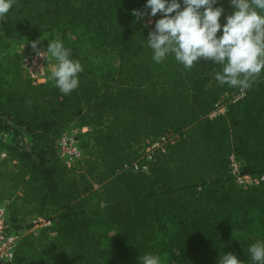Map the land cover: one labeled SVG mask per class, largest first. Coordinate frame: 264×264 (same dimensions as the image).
<instances>
[{
    "label": "trees",
    "instance_id": "1",
    "mask_svg": "<svg viewBox=\"0 0 264 264\" xmlns=\"http://www.w3.org/2000/svg\"><path fill=\"white\" fill-rule=\"evenodd\" d=\"M146 4L13 0L0 17L2 49L14 39H36L54 30L65 39L68 27L87 33L86 45L63 44L83 69L69 94L49 73L44 83H30L17 53L1 56L6 79L0 88V133L9 134L12 143L0 140L5 154L0 202H6L17 227L18 219L31 215L51 221L37 234L22 235L9 264H142L146 255L158 257L160 264H221L227 228L264 235V179L239 187L227 170L233 151L243 172H264V70L222 115L207 117L221 95L239 88L221 85L216 74L223 66L211 61L200 59L186 69L168 54L155 62L147 38L163 14L144 25L133 10L144 13ZM213 7L224 9L219 37L235 8L230 0H217ZM110 53L117 57L116 67L96 64ZM69 123L86 128L89 145L80 166L67 167L55 153V141ZM21 133L29 142L18 139ZM163 133L175 140L146 171L122 166L137 158L144 140ZM49 209L53 214L47 216ZM95 216L118 228L116 244H103L92 231ZM166 224L173 229L157 238ZM203 247L208 255L192 261ZM233 253L243 264H258L242 243Z\"/></svg>",
    "mask_w": 264,
    "mask_h": 264
},
{
    "label": "clouds",
    "instance_id": "2",
    "mask_svg": "<svg viewBox=\"0 0 264 264\" xmlns=\"http://www.w3.org/2000/svg\"><path fill=\"white\" fill-rule=\"evenodd\" d=\"M216 3L217 0H183L181 9L179 0H147L145 9L150 8V13L133 10V15L140 20L145 15L163 14L147 38L155 62L163 61L168 54H174L186 69H191L200 59L214 62L223 66L216 80L221 85L239 88L243 95L264 70V15L260 14L264 11V0H230L235 11L227 17L219 37L224 9L214 8ZM12 4L13 0H0V17L9 12ZM39 43V40L31 42L37 55L47 59L50 54L57 61L49 78L63 94L71 93L78 87L81 64L69 58L70 49H65L61 42H49L46 51L37 49ZM249 252L253 261L264 262V244L251 245ZM142 264H160V260L146 255ZM221 264L243 262L228 253Z\"/></svg>",
    "mask_w": 264,
    "mask_h": 264
},
{
    "label": "built area",
    "instance_id": "3",
    "mask_svg": "<svg viewBox=\"0 0 264 264\" xmlns=\"http://www.w3.org/2000/svg\"><path fill=\"white\" fill-rule=\"evenodd\" d=\"M40 50V49H38ZM42 51V50H40ZM19 65L22 76L32 84H41L46 81L47 59L37 55V50L30 49L19 55ZM242 97L240 89L236 92L225 93L212 105L207 112V117H215L225 112L226 105L234 102ZM85 127L70 128L60 133L55 141V153L58 159L67 167L73 166L82 157L81 148L76 140L77 129L80 131ZM26 142L29 138L26 136ZM175 136L169 133H163L156 137L143 141L137 150V158L124 163L122 166L131 171H146L147 163L153 159L156 154L165 153L167 146L173 143ZM4 152L0 153V157H4ZM227 170L229 176L239 187H247L258 184L264 179V172L259 176L250 175L243 172L242 162L233 152L227 155ZM36 220H40L36 217ZM43 225L49 224V221H41ZM24 234V230L16 226L8 216L6 202H0V264H9L14 256L15 248Z\"/></svg>",
    "mask_w": 264,
    "mask_h": 264
},
{
    "label": "rangeland",
    "instance_id": "4",
    "mask_svg": "<svg viewBox=\"0 0 264 264\" xmlns=\"http://www.w3.org/2000/svg\"><path fill=\"white\" fill-rule=\"evenodd\" d=\"M150 9L147 10L148 13H150ZM154 20V17L150 15H145L143 19H141L142 23L146 26H149L151 22ZM39 40L40 43L37 44V49H40L42 51H46L49 42L53 41H59L65 45L71 46L73 42L75 43H80L81 45H86L87 44V33L83 30H81L79 27H68L66 30V35L65 39H62L60 37V31L59 30H54L49 34H44L42 37L36 38V39H26V38H21V39H14L11 41L10 46L7 49H2L0 48V88H3L6 79V75L3 73V70L1 68V56L5 52H14L17 53L18 55H21L23 52L33 49L31 42ZM57 63L53 58H51L50 54L47 57V72L51 74V68L52 66ZM117 57L113 54H107L104 57H99L96 59V64L107 69H111L117 66ZM80 128L78 125L74 123H69L66 125V127L63 129L68 130L70 128ZM85 130H79L77 129L76 132V140L81 148L82 151V158L85 157V150L88 147L89 143L86 139L85 136ZM11 136L9 134L5 133H0V140L7 143L11 144ZM18 139L21 142H26V136L25 134H20ZM1 153V149H0ZM82 158L79 159L76 164L80 166L82 164ZM77 166V167H78ZM92 204L96 203L95 200L90 202ZM98 209V208H97ZM47 216H50L53 214V210L49 209L47 212ZM39 217L40 220H36ZM95 219H97V223L92 226V231H94L96 234H99L100 241H102L103 244L107 245H114L118 242V236L116 235L117 232V227L111 223L108 222H102L101 217L95 216ZM41 221H49V224L43 225ZM17 224L19 227H21L24 230V233L31 232L33 234H37L38 231L45 227L49 226L51 224L50 220L45 219L42 216H27L22 219L17 220ZM173 225L166 224L164 229H159L156 233L157 238L165 237L168 232H170L173 229ZM222 245L225 246V248L221 251L222 257H224L228 253H233L234 249L236 246L240 243H242V247L249 252V248L251 245L256 244L257 242L264 244V235L256 230H245L241 229L238 226L232 225L229 228H227L226 234L224 238L220 241ZM250 253V252H249ZM208 255V248L203 247L198 249L193 257L194 262H199L202 259H204ZM161 263V261H160ZM99 264H104V262H99ZM258 264H264V262H258Z\"/></svg>",
    "mask_w": 264,
    "mask_h": 264
}]
</instances>
